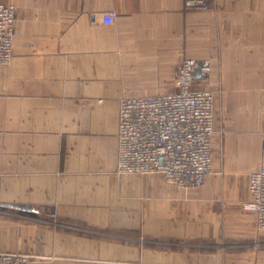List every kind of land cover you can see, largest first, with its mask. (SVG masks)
<instances>
[{
    "label": "crops",
    "instance_id": "0c3cea01",
    "mask_svg": "<svg viewBox=\"0 0 264 264\" xmlns=\"http://www.w3.org/2000/svg\"><path fill=\"white\" fill-rule=\"evenodd\" d=\"M16 8L0 65V253L29 264H264L243 209L264 166V0H0ZM115 13L111 25L100 15ZM218 89L212 172L179 188L120 175L118 103L170 91L182 59Z\"/></svg>",
    "mask_w": 264,
    "mask_h": 264
},
{
    "label": "built area",
    "instance_id": "2783aa9c",
    "mask_svg": "<svg viewBox=\"0 0 264 264\" xmlns=\"http://www.w3.org/2000/svg\"><path fill=\"white\" fill-rule=\"evenodd\" d=\"M185 7L210 9L211 0H184ZM16 8L0 3V65L12 57ZM115 13L100 15V23L111 25ZM199 68V78L195 70ZM210 66L182 59L174 72L172 89L166 93L123 98L118 103L117 161L120 175L159 173L167 183L194 188L212 172L211 144L214 134V95L194 87L207 81ZM264 137V135H263ZM249 200L242 208L251 212L258 232H264V166L248 176ZM22 253H0V264H29Z\"/></svg>",
    "mask_w": 264,
    "mask_h": 264
},
{
    "label": "rangeland",
    "instance_id": "374dc122",
    "mask_svg": "<svg viewBox=\"0 0 264 264\" xmlns=\"http://www.w3.org/2000/svg\"><path fill=\"white\" fill-rule=\"evenodd\" d=\"M212 92H213V95H214V109H215V118H216V117H218V109H217V104H216L217 101H218V96H217L218 89H216L215 91L213 90ZM30 262H31V259H30Z\"/></svg>",
    "mask_w": 264,
    "mask_h": 264
},
{
    "label": "water",
    "instance_id": "95a60500",
    "mask_svg": "<svg viewBox=\"0 0 264 264\" xmlns=\"http://www.w3.org/2000/svg\"><path fill=\"white\" fill-rule=\"evenodd\" d=\"M194 76L195 78H199V68L195 70Z\"/></svg>",
    "mask_w": 264,
    "mask_h": 264
}]
</instances>
